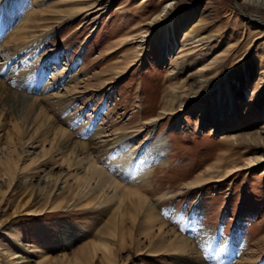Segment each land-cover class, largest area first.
Listing matches in <instances>:
<instances>
[{
	"label": "rangeland",
	"instance_id": "obj_1",
	"mask_svg": "<svg viewBox=\"0 0 264 264\" xmlns=\"http://www.w3.org/2000/svg\"><path fill=\"white\" fill-rule=\"evenodd\" d=\"M247 1L0 0V82L12 93L36 99L29 123L36 122L39 110L46 112L72 139L85 143L90 156L99 153L97 164L109 171L117 161L110 149L92 150L112 133L131 137L132 147L150 132L166 136L167 162L151 169L152 190L142 193L157 202L162 221L192 248L186 254H149L134 233L113 241L99 234L111 206L60 204L52 185L68 171L48 160L51 132L44 143L35 133L23 143L24 132L18 141L13 123L23 128L26 110L7 113L1 102L0 157L13 148L17 166L30 169L14 182L0 176V264H37L45 257L54 258L41 264H264V146L236 139L242 134L264 139V9ZM164 7L168 14L155 18ZM35 9L38 26L28 28L25 39H15ZM117 45L122 46L104 55ZM212 78L207 97L187 100L178 88L180 98L169 101L172 86L187 89ZM98 81L107 83L97 86ZM88 82L96 86L87 90ZM180 100L187 105L178 111ZM171 105L174 114L143 125ZM142 126L143 132H127ZM100 131L108 136L95 138ZM217 153H224L221 170L256 154L261 160L223 181L184 186ZM46 182L53 192L42 191ZM56 205L65 206L47 212ZM28 208L42 213L28 215ZM100 238L108 251L74 254ZM7 254L15 255L8 263Z\"/></svg>",
	"mask_w": 264,
	"mask_h": 264
},
{
	"label": "bare ground",
	"instance_id": "obj_2",
	"mask_svg": "<svg viewBox=\"0 0 264 264\" xmlns=\"http://www.w3.org/2000/svg\"><path fill=\"white\" fill-rule=\"evenodd\" d=\"M246 3L258 9H264V0H248ZM165 8L167 7H164V9H162V11L159 12L155 16V18L160 17L162 14H168V9ZM30 14L31 13L29 12L24 17L22 28L18 32V35L15 39H25L28 28L38 26L39 18H37L36 16V9L33 12L31 18H29ZM41 16L42 15H40V18ZM155 18L154 20H156ZM169 24L170 21L169 23L165 24L163 28L164 30H162V44L160 46L161 49L162 47H164L166 42L169 41L170 32H168V30L166 29ZM27 42L28 41L24 42L22 45H26ZM120 42L121 41H119V43ZM121 46L122 45H117L113 48H110L106 53H104V55L115 52ZM37 67L38 66H36V68ZM108 67L110 69V67L112 66ZM126 68L127 65L124 67V69H122V72H124ZM97 74L98 73L93 75L99 76ZM213 78L210 80H197L191 83L190 86L187 87V89L184 88V85H181L180 87L172 86L170 90L171 94L169 101L172 103L174 100L180 98L177 96L178 88L182 89L179 92H182V95L185 94L184 97H186L187 100L189 99L194 101L207 97L209 93H207L208 91H206L205 89L210 86ZM107 82L109 83V80ZM107 82L101 83V81H98L97 86H101L103 84H106ZM95 86L96 85H94V83L88 82L86 83L85 89L90 90ZM74 89L75 88H73V90ZM95 89H93V91H95ZM185 90L187 92H191V95L190 93L185 92ZM78 91L79 90H77L76 92ZM181 100L179 105L180 108L178 109V111L182 110L181 108L187 105V102ZM1 102L7 105V113H12L15 110L18 111L19 107L22 108L23 111L26 110V112L24 111V113L27 117H25V119L23 120V128L21 124L17 123V121L13 123L12 127L15 129L17 137H22L20 136V133L23 134L24 132V135L25 133H27L28 138L23 143L29 142L30 139L34 138V135H37V137H41V140L44 143L47 141L46 136L51 132L50 135H52V137L49 140V147L47 148V150L49 151L48 160L54 166H66V170L68 171L66 175H64V179L56 180L53 178V180H56V182H52L53 189L55 187L56 189L54 192L52 189L51 192H53L55 197L60 198V204H68L69 202H71L73 205L75 202H79L76 205L81 206V208L83 209H89L90 207L100 208L111 206L112 212L106 222L102 225L98 233L105 235L107 239L112 238V241L114 239L118 240L119 238L120 240H123V236H125V234L131 235L132 233H134L135 235L141 237L143 245H140H142V247L144 248L143 251H147L149 254H162L163 252H177L186 254L192 251L188 240L185 237H180L177 233L174 232V230L166 226V224L162 221L161 217L154 209L157 202L151 203L147 195L145 193H142V190L144 188H149L150 190H152L151 181L148 177L151 169L154 166H163L167 162L169 142L166 136L160 135L158 137H155V135H153V132H150V135L145 140H142L138 145L132 147L133 143L131 137L119 138V136H121L120 134L115 136V133H112V135L114 136L111 139L99 141L97 145L93 146L92 150L94 152H99L103 149V147H105V149H110V157L117 161L115 163L109 164L111 171H109L108 169L107 171V167L97 164V155L99 153H96V155L92 154L90 156L86 144L81 141L72 139L70 133H68L62 127L55 125L52 119L46 114V112L39 110V113H37V115L35 114L36 116L34 115L35 119H37L36 122H34L33 125H31L32 123H29L31 121L30 115L32 116L35 110H37L36 108H38L36 99L12 93L8 91L0 82V103ZM170 114H174L172 105L168 109L163 108L159 110L157 115L146 119L143 122V125L145 126L150 123H154L155 125L157 121ZM45 123L46 126H44ZM143 129L145 128H143L142 126V128L140 127L136 130H130L127 132L136 131L140 133L143 132ZM98 134L99 136L95 138L108 136V134L106 133L102 134V131H100ZM19 137L18 141L22 142V139L19 140ZM236 139L241 142L257 143V145L261 147L264 146L263 138H256L251 134H242L237 136ZM10 140L11 138L9 139V142ZM107 145H110V147L106 148ZM41 148L43 150L42 152H44V148ZM14 151L16 150L13 148L10 150L8 149L7 152H4L5 154L0 157V172L1 170L3 171L0 176L9 178L10 182L16 179L17 174L23 173L25 172V170L30 169V166H26L25 168L20 167L19 165L17 166V161H13L12 159V153ZM224 153H217L215 161L206 165L204 169H201V171L199 170L196 176L188 180L184 186L192 189L205 183L207 184L210 182L223 181L241 170L256 166L261 160L260 155L256 154L254 156L245 158L240 164L231 165L224 170H221L220 163L221 158L224 157ZM108 158L109 157H107L106 159ZM31 175H29V177H31ZM58 180L60 182L57 186ZM69 180H71V183L69 182ZM45 184L46 185L42 186L41 189L42 191L44 190V192L49 193L52 187H48L50 185L49 182H46ZM153 196L157 197V199L163 198V195L160 194H153ZM27 203L28 202L24 203V205H26ZM63 206H53L49 208L50 210H48L47 212H53L52 210H54V208H62ZM26 210V214L28 215H36L42 213L41 209L28 208ZM121 243L123 247L124 243ZM96 249H103V251H108V243H106L101 238L97 239L96 241H90L89 243H84L78 249L77 253L75 252L74 254H78L82 258L86 257L85 255L87 253L95 252ZM90 254L92 255V253ZM8 256L11 257L7 258ZM4 257H6L5 261L8 263L13 260L15 255L12 256L11 254H7ZM52 258L45 257L41 262H38L37 264H41L44 261L47 262ZM24 262H22L21 264H25Z\"/></svg>",
	"mask_w": 264,
	"mask_h": 264
},
{
	"label": "snow or ice",
	"instance_id": "obj_3",
	"mask_svg": "<svg viewBox=\"0 0 264 264\" xmlns=\"http://www.w3.org/2000/svg\"><path fill=\"white\" fill-rule=\"evenodd\" d=\"M168 7H169V8H171V7H172V5H169ZM157 19H159V17H158Z\"/></svg>",
	"mask_w": 264,
	"mask_h": 264
}]
</instances>
